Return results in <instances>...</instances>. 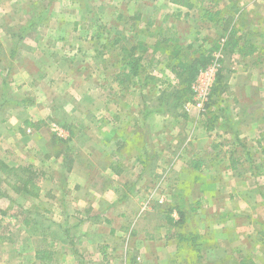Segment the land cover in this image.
<instances>
[{"label": "rangeland", "instance_id": "1", "mask_svg": "<svg viewBox=\"0 0 264 264\" xmlns=\"http://www.w3.org/2000/svg\"><path fill=\"white\" fill-rule=\"evenodd\" d=\"M215 1L218 3L202 0V5H209L213 10H224L225 7L227 17L237 15L233 11L235 8L241 9L245 27L238 34L243 35L244 40L255 41L259 47L258 63L262 66L250 71L237 63L231 64L234 73L228 75L230 84L217 98L210 100L200 113L188 105L192 99L191 93L186 96L177 94L179 98H176V94L168 96V99L167 96H160L167 83L164 82L165 76L170 78V75L165 70L164 56L152 46L158 37L172 32L163 29L170 25L181 43L186 45L195 39H203V46L208 48L210 39L217 37L220 28L218 24L201 18L199 2L187 10L170 0H0V56L10 55L8 62L0 68V96L13 98L14 102L10 100V104L20 100L14 96L19 89L10 80L13 71L11 63L16 55L23 61L35 63L37 75L41 67H47L50 76L60 71L61 78L66 81V91L76 97V106L81 107V97L85 98V94L91 95L88 96L89 102H98L105 94V88L101 85L102 76L108 73L109 79H114L119 73V69L115 70L119 66L116 62L124 64L125 53L133 45L137 46V54L142 53L138 44L145 43L148 49L143 52L141 61L145 65L148 61L151 63L139 75L141 81L140 84L136 83L134 93L144 107H158L161 114L169 115L166 124L169 123L170 128L163 125L162 116H158L151 131L140 129L141 133L132 141V144L142 146L138 150L140 156L137 155L138 163L135 166L131 164L133 160L130 157L136 150L124 149V160L129 158V163L125 162L124 174L112 178L113 184L100 179L92 183L95 200L103 199L101 190L104 186L112 188L108 191L113 197L110 201L114 197L117 201L112 213L92 217L87 209L80 215H66L67 223L69 220V225L74 226L67 225V232H64L72 248L67 256L70 262L64 264H238L244 256L251 257L254 264H264V239L259 235L264 223V137L258 134V127L255 131L252 128L251 134L246 131L243 137L240 135L246 141L245 147L237 144L233 148L228 143L230 138L208 134L204 141L218 146L208 152L204 165L193 167L188 163L183 166L179 162V158L188 155H202V152L199 156L196 152L197 141L195 145H191L190 140L187 142L189 136L197 138L190 135L193 120L210 127V123H207L210 117H221L220 122L228 112L246 110L248 106L260 109L264 103V99L260 101V98H264V0H236L233 9L234 0ZM177 10L182 12L179 18L172 14ZM119 16L124 20L114 18ZM160 28L163 31L158 35ZM234 61L223 57L221 65L227 67ZM54 62L58 64V71H54ZM254 73H263L261 79ZM249 75L254 78L260 93L258 89L246 91ZM151 76L154 77L149 78ZM83 78L87 81L86 85ZM52 84L48 91L43 85L35 91L37 97L47 102L45 104L54 102L48 100L63 92L60 86L54 88ZM241 84L244 86L242 92L238 88ZM131 87L125 85L123 88L125 98ZM246 94L249 98L245 99ZM21 97L22 100L31 101L29 92ZM8 106L6 104L0 109L1 117L7 114ZM125 108L137 110L135 104L132 108L130 105ZM261 111L264 112V108ZM184 113H192L188 116L193 119L187 121ZM179 115L183 122L178 121ZM47 119L49 132H52L51 123L61 125L50 116ZM173 119L176 124L172 123ZM87 128L91 134L99 133L93 125H87ZM147 133L150 138L146 136ZM180 140L181 144L178 145ZM220 144L222 148L219 150ZM160 148L165 149L164 158L160 156ZM204 154L206 156V152ZM228 157L230 163L226 160ZM14 158H20V155L11 153L8 159L12 160V165L17 164ZM227 162L234 165V170L226 166ZM26 172V176H29L32 171H22L20 168L7 170L0 161V262L9 255L11 263L20 255L23 259L20 264H32L36 249L45 247L43 249L49 251L50 247L45 244L60 238V231L51 225L54 214L46 210V205L55 199H36L25 192L19 193V189L28 187L21 181ZM33 184L28 188L32 191L41 189L42 195L50 189L49 182H40L39 186ZM115 212L118 213L121 227L117 234L115 230L111 233L109 230L115 224ZM40 217L45 225L41 230L36 229ZM27 218L37 220L24 229L20 220ZM104 219L110 220V223L105 224ZM169 219H181L182 222L174 225ZM91 220L98 223L89 228ZM79 224H82L80 229L77 227ZM100 225L106 230H101ZM77 233H82V237ZM172 233L186 236L190 233L198 235V238L192 242L184 240L172 250L168 241L163 240L164 236ZM105 236L108 239L106 243ZM91 237L99 241V248L106 245L105 250L94 254L95 259L88 258L92 254V247L86 241L84 246L79 243L82 238ZM173 251L174 254H169Z\"/></svg>", "mask_w": 264, "mask_h": 264}, {"label": "crops", "instance_id": "2", "mask_svg": "<svg viewBox=\"0 0 264 264\" xmlns=\"http://www.w3.org/2000/svg\"><path fill=\"white\" fill-rule=\"evenodd\" d=\"M246 4H248V2ZM114 18H116V20H124V18H120V16ZM164 28L166 27H163V29ZM163 29L161 31H163ZM240 42L241 44H245V46L250 44L254 45L257 47V50L256 52L245 56L239 54V52L237 53L236 50L232 54L226 53L225 59L228 57L231 61L235 60L233 63H229L227 67H223L227 69L225 72L227 76L234 73L231 66V64L234 63H237L240 67H244L245 70L255 71L254 69L256 68L261 69L262 65H259L258 63L259 47L255 45V41L242 39ZM49 54L51 55L52 53ZM15 57V60L11 63V65H13V71L10 80H12L17 86V89H19L14 96L19 97L20 100L17 103L10 104L9 102L10 100L13 101V98L8 99L9 95H7V97L0 96V109H2L4 105L9 104L7 114L3 117H1L0 114V149L3 151V153H1L2 155H0L2 157L0 161L7 170H16L17 168H20L22 171H27L30 169L33 173L32 182H27V178L29 177L26 176V174H28L27 172L21 179V181L28 185V187L29 185H32V183H34L33 186L35 184L36 186H39L40 182H49L50 189L44 194L45 196L41 194V189H36L34 191L28 187L19 189V193L25 192L27 195H30V197H35L36 199L41 197L55 199L51 200L49 204L46 205V210L47 212L54 214L51 225L55 226L56 229L60 231V238L51 240L45 244V246L50 247V250L47 251L50 259L40 261L35 258L36 251L45 248L41 247L36 249L31 262L32 264H43L48 262L64 264L70 262L67 259V256L69 255V250L72 249L68 237L64 232H67L66 230L68 229V226H74L69 225V220L67 223L66 215H80V213H83L87 209L90 210L89 212L92 217H97L98 214L102 215V213H107L106 216H108L109 212L112 213V207L117 204L115 197L113 201H110L113 197L109 195L110 192L108 193V191L112 188L104 186L101 190V198L103 199L95 200V189L92 188V183L94 184L95 181L100 179L113 184L112 178L124 174L125 162L129 161V158H127L126 161L124 160V154L122 153L124 149L125 151H128L129 149L136 150L135 154L130 157V160H133L131 164L135 166L138 163V156H140L138 155V150L141 149L142 146L132 144V141L141 133L140 129L151 131L152 125L158 116H162V119L164 120L163 125L170 128V124H166L169 115L167 113L161 114V110L158 107L154 109L144 107L142 101L138 100V97L135 96L134 86H132L129 93H126L127 98L129 99L126 100L127 98L124 96L123 88L118 84V74L114 76V79H109L108 76L110 74L105 72L101 81L102 87L105 88V94L100 100L98 102L93 100L89 102L88 96L91 95L85 94V98L87 99L81 97L83 105L81 107L76 106V97L73 96L72 93L66 91V81L61 78L60 71L55 72V75L52 74L50 76L47 67H41L39 75H37L35 73L38 71V68H35V63L32 61H23L21 58H18L17 55ZM9 58V54L3 58L0 56V68L3 66V63L5 64L8 62ZM57 62L60 65V61ZM120 64L121 61H118V63L116 62V65L119 66L118 68H115V70L119 69L122 65ZM53 65L54 71H58V64L54 62ZM165 70L167 69L165 68ZM262 74L263 73H258L257 77L261 79ZM169 75L174 82V78L170 72ZM166 78L167 77L165 76V80ZM229 78L230 76H228V85L230 84ZM253 79L252 76H247L246 91L247 89L253 91L258 89V92L260 93V89L256 87L257 84L254 83ZM82 81L85 85L87 84V81L84 78ZM132 81L136 82V79ZM259 82H262V80ZM10 83L12 82H9L8 84ZM50 83H53L52 85L54 88L60 86V90H63V92L56 94L53 99L48 100L50 102L53 100L54 102L45 104L47 102L42 98L37 97L35 91L42 85L46 87V90L48 91ZM110 88H112V92ZM238 88L241 91L244 86L241 84ZM25 92L30 93L31 101L21 99V96H23ZM246 98H249L248 94H246L245 99ZM260 99L262 102L264 98L262 97ZM133 104L136 105L137 110H127V108H125L128 105L132 108ZM139 105H141V107H139ZM248 107L249 108L246 110L242 109L235 113L228 112L227 115L222 117L220 122L218 121L221 117H218L217 122H214L212 126L210 124V127H205L193 120L194 123L191 126L192 134L190 135L197 136V138L192 139L191 136H189L187 142L190 140L192 142L191 145H195V141H197L196 152L198 156L202 152V157H191L188 155L185 158H179L181 165L184 166L188 163L193 166L204 165L207 161L206 158L208 157V152L212 151V148L218 146L215 144L210 145L209 141H204L207 139L208 134L214 133V135L217 134L219 136L230 138L231 141L228 143H230L233 148H235L237 144L240 147H245L244 144L246 141L242 139L243 133L247 131L251 134L250 130H252V128L255 131V128L258 127V134L264 137V112L261 111L262 108H264V103L262 102L260 105L261 110L250 108V106ZM191 114L192 113H184L183 117L187 121L192 120L193 117L188 116ZM48 116L55 119L67 130L68 137L66 139L54 137V133L48 131ZM181 118L180 115L177 117L178 121L180 120V122H183L184 119L182 118L181 120ZM225 118H229L227 126H223ZM173 120L172 123L176 124L175 119ZM26 122H29L30 124L27 125L25 124ZM87 125H93L95 129L99 130V133L91 134L88 131ZM236 127L239 130L236 129ZM149 133L146 134L148 138H150ZM241 134L242 137L240 138ZM180 144L181 140L178 142V145ZM221 148L222 145L220 144L219 150ZM161 150L162 148H160L159 151L160 156L164 158L165 149ZM12 152H16L20 155V158H14V162H17V164L15 163L14 165H12V160L8 159L11 157ZM204 152H206V156ZM226 160L230 163L229 157ZM228 162L226 165L227 167L230 165ZM21 164L23 165L21 166ZM35 175L37 177H35ZM115 181L117 182V179H115ZM114 188L117 187L114 185ZM119 189L120 188H118V190ZM8 196L12 197L11 194H8ZM114 201L115 203H113ZM117 216L118 213L115 212V224L109 227L110 233L113 232V230H115V234L120 232L121 227ZM35 220L29 218L23 219L20 220V225L26 229V225H31ZM37 222L36 229H43L42 227L45 226L42 223L43 218L40 217ZM95 223H98V221L94 222L91 220L89 228ZM104 223L108 224L110 223V220L104 219ZM81 226L82 224L77 225L79 229ZM73 229L75 228L73 227ZM101 230H106V227L101 226ZM77 236L82 237V233H79ZM107 240V236H105V243ZM163 240L168 241V245H170L172 250L176 245L181 243L174 233L170 236H164ZM85 241L92 247V250H90V253L92 254H90L88 258L95 259L94 254L97 255L99 250L106 249V245H101L99 248V241L96 238H82V240L79 241L80 245L84 246ZM174 253L175 251L169 254L172 255ZM7 259L0 262V264H20L23 260L20 255L11 263L9 262V259H11L9 255Z\"/></svg>", "mask_w": 264, "mask_h": 264}, {"label": "trees", "instance_id": "3", "mask_svg": "<svg viewBox=\"0 0 264 264\" xmlns=\"http://www.w3.org/2000/svg\"><path fill=\"white\" fill-rule=\"evenodd\" d=\"M196 2H199V7L201 9V18H205L209 20L210 22H214L218 24L220 28V32L217 34L216 38L210 39V46L205 49L203 46V39L190 42L188 44H183L180 42L179 37L175 32H173V27L168 25L165 30H170L172 32H167L166 34L161 35L158 37V39L155 41V43L152 45L155 49V51H159V54L164 56L165 59V68L172 74L174 78V82L168 78H166V86L162 89V94L160 96H172L176 94V98H179L177 94L182 95H189L191 93L190 87L192 81L195 79L197 73L200 69L204 68L213 58V55L220 51L223 57H226V53L232 54L233 52H236L243 56L252 54L256 52L257 47L254 45H248L245 46V44H241L240 40H242L243 35H239V30L241 28H244V19L242 20L243 13L239 10V8H235L233 11L237 14L236 16H229L227 17L225 14H228L225 12L226 8L224 7V10L218 9L213 10L211 6L209 5H202V0H195ZM171 3L186 8L187 10H191L196 6V2L193 0H170ZM212 3H218V1L210 0ZM237 2L236 0L233 1L232 9L234 8V3ZM239 11V12H236ZM176 17H180L182 15V12L180 10H177L172 13ZM187 15V13H185ZM247 23V22H246ZM246 25V24H245ZM161 28L158 33L160 35ZM153 36V35H150ZM138 46L141 49L140 54H137V46L133 45L128 49V51L125 53V56L123 58L122 65L119 67V73H118V83L121 86V88H124L125 85L131 87L136 86L137 84H140V77L139 75L146 69V66L150 64L151 62L148 61L147 65L142 63V54L143 52L147 51L148 47L141 43V45L138 44ZM140 51V50H139ZM221 63H223V58L221 59ZM227 69L223 68L222 65L217 73L215 83L212 87V92L210 96V100L217 98L222 92L225 91L227 87V75L225 74ZM154 76H151L149 78H153ZM128 78L129 80H127ZM136 79V82H133L132 80ZM145 79H148L145 77ZM133 84V85H132ZM162 84V83H161ZM132 88V87H131ZM189 98V97H188ZM176 101L179 99H175ZM209 103V102H208ZM207 103V104H208ZM211 119L207 120V123L213 124L214 122H217L218 117H210ZM229 121V118H225L223 121V126H227V123ZM25 124H30L29 122H26ZM249 154V153H247ZM229 161H231L229 159ZM234 165H229L230 169H233ZM193 167H198L193 166ZM32 176L33 173L31 172L29 177L27 178V182H32ZM179 215H182V212L179 210ZM172 221L174 225L181 224L182 220L179 219L178 221H174V219H169ZM263 229L259 231L260 237L264 239V223L262 225ZM176 237L179 239V241L183 242L185 241H194L198 238V235H192L188 234L182 235V234H176ZM35 258L40 261L48 260L50 259L49 253L45 251L44 249H39L35 253ZM255 262L251 259V257H241L238 261V264H254Z\"/></svg>", "mask_w": 264, "mask_h": 264}, {"label": "built area", "instance_id": "4", "mask_svg": "<svg viewBox=\"0 0 264 264\" xmlns=\"http://www.w3.org/2000/svg\"><path fill=\"white\" fill-rule=\"evenodd\" d=\"M223 58L220 51L213 55L211 61L202 69L199 70L195 79L191 83L192 99L188 105L202 113L209 102L212 87L215 83L217 73L221 67V59ZM50 130L59 139L68 137L67 130L61 125L53 122L50 124Z\"/></svg>", "mask_w": 264, "mask_h": 264}]
</instances>
